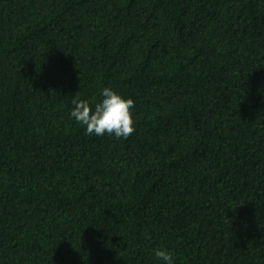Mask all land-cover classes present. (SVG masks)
<instances>
[{
    "label": "trees",
    "instance_id": "trees-1",
    "mask_svg": "<svg viewBox=\"0 0 264 264\" xmlns=\"http://www.w3.org/2000/svg\"><path fill=\"white\" fill-rule=\"evenodd\" d=\"M134 101L86 135L74 95ZM264 264V3L0 0V264Z\"/></svg>",
    "mask_w": 264,
    "mask_h": 264
},
{
    "label": "clouds",
    "instance_id": "clouds-1",
    "mask_svg": "<svg viewBox=\"0 0 264 264\" xmlns=\"http://www.w3.org/2000/svg\"><path fill=\"white\" fill-rule=\"evenodd\" d=\"M260 2L264 3V0ZM71 103L73 106L69 116L83 127L86 135H108L119 139L127 138L135 131L131 111L134 101L131 98L125 99L111 87L102 88L98 101L90 103L74 95ZM152 254L162 264H175V258L168 249L155 248Z\"/></svg>",
    "mask_w": 264,
    "mask_h": 264
}]
</instances>
